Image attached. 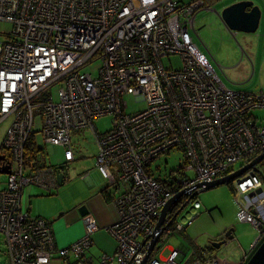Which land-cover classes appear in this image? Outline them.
Here are the masks:
<instances>
[{
  "label": "built area",
  "instance_id": "2783aa9c",
  "mask_svg": "<svg viewBox=\"0 0 264 264\" xmlns=\"http://www.w3.org/2000/svg\"><path fill=\"white\" fill-rule=\"evenodd\" d=\"M205 6L204 0H0V21L9 24L0 32V121L10 117L0 142L1 164H9L0 188L6 264H49L54 257L86 264L98 228L93 217L83 216L78 240L57 248L50 222L21 208V191L27 184L55 188L54 167L39 165L43 149L60 145L65 162L72 161L71 131L87 127L97 140L95 166L117 212L107 228L115 250L103 254L100 264H230L213 252L166 244L173 229L191 222L171 227L181 204L200 209L196 197L204 186L198 184L264 152V90L227 89L190 35ZM170 56L178 58V68ZM96 60L94 75L84 70ZM53 84H61L57 101L46 93ZM126 95L145 107L128 112ZM106 114L113 117L112 128L100 134L93 120ZM31 137L36 150L28 158ZM173 149L183 152L192 178L150 172L151 161ZM257 166L235 179L234 189L247 201L237 219L254 225L261 240L264 191ZM177 192L182 194L146 257L161 208Z\"/></svg>",
  "mask_w": 264,
  "mask_h": 264
},
{
  "label": "rangeland",
  "instance_id": "374dc122",
  "mask_svg": "<svg viewBox=\"0 0 264 264\" xmlns=\"http://www.w3.org/2000/svg\"><path fill=\"white\" fill-rule=\"evenodd\" d=\"M237 1H251L258 7L260 19L254 33L229 31L210 11L213 8L221 10ZM204 8L197 12L194 19L195 29L190 28L189 32L194 43L207 57L224 86L230 90H264V0H214ZM8 28V23L0 21V32ZM242 51L245 53L242 54ZM169 60L174 64V68L179 67L180 62L176 56H170ZM162 62L166 66L168 65L166 58H162ZM99 66L100 61H92L84 70L94 75ZM60 85L53 84L46 89V93L51 95L53 101L58 100ZM125 99L128 104V112H135L145 107V102L136 99L134 96L126 95ZM256 113L263 114L261 110H257ZM112 122L113 117L110 114L97 117L93 120L95 131L100 134L109 131L112 128ZM9 123L10 117L0 121V142ZM38 127L39 122L35 120L34 128ZM70 139L74 159L68 163H65L64 148L60 145H54L52 148L47 146L42 152L44 165H65L63 171L67 178L66 181L62 185L52 188L53 194L51 195H47L46 190L42 194L43 189L34 184H27L23 187L21 207L23 211L27 207L30 208L29 214L31 216L39 215L50 220L54 215L63 213L72 206L69 201L75 192L79 193L82 190V187L87 189L88 194L93 188L106 184V179L95 166L94 157L98 145L94 131L90 127L72 130ZM245 161L240 159L233 162L231 169L236 170ZM148 168L154 176L164 179L169 178L170 174L172 177L186 175L190 178L195 175L193 170L185 169L184 156L180 149H173L168 153L159 155L151 161ZM257 169L264 191V158L258 162ZM84 175H87L92 183L91 187L84 181ZM5 179L6 175L0 173V188H2ZM235 184L236 180L234 179L207 189H201L196 197L201 204L198 210H195L190 202L181 204L180 210L172 220L171 227L173 228L177 222L182 225H185L187 220H191V222L183 231L173 229L176 234L170 237L166 244L172 248L185 246L192 250L208 245L213 237L231 229L234 239L227 240L219 248L214 249L213 253L230 264L239 263L243 253L256 241L258 230L251 223L237 219L236 214L239 205H246L247 201L244 195H237L234 189ZM184 200L185 197H183ZM65 218V215H61L54 223L61 219L65 221ZM65 227L67 226L65 225ZM2 240L3 237L0 233V264H4L6 260Z\"/></svg>",
  "mask_w": 264,
  "mask_h": 264
},
{
  "label": "crops",
  "instance_id": "0c3cea01",
  "mask_svg": "<svg viewBox=\"0 0 264 264\" xmlns=\"http://www.w3.org/2000/svg\"><path fill=\"white\" fill-rule=\"evenodd\" d=\"M261 14H262V10H261ZM244 53L245 52L242 51V54ZM1 161H0V165H1ZM63 167H65V165H63ZM66 179L67 178L65 176V178L63 179L60 185H62L64 181H66ZM83 179L90 187L92 186V183L87 178V175H84ZM4 183L5 181L3 182L2 188L4 187ZM56 187H58V184ZM103 188H105V192L102 191ZM43 191L46 192L47 190L45 191L43 189L42 194H44ZM109 191L110 189L106 187V184L99 185L93 188L91 191L88 192V194H87V189L82 187V190H80L79 193L75 192V194L72 196L71 200L69 201L72 205V206L69 205L71 206L69 207V209H66V211L63 213L61 212L57 215H54V217L51 218L50 220L42 217L48 220L51 224V228L57 248H63L65 246L72 244L84 234V221H83L84 215H81L79 213L78 207L81 204H85L88 210L86 214L93 217V219L95 220L98 226L97 230L92 233L91 235L92 243L85 252L86 264H100V258L103 254L111 255L114 252L116 242L114 237L107 230V228L117 219V212L114 205L111 202ZM46 193L47 195L53 194L52 189L50 191L48 190ZM22 195H23V189L21 191V199H22ZM25 211L29 213L30 208L27 207ZM61 215H65L66 222L63 219H61L54 223V221ZM65 225L67 227H65ZM223 233L213 237L210 241L214 240L215 238H220L223 235ZM229 234L232 236L231 239H234L231 229ZM205 246L198 247L195 250L197 249L203 250ZM210 251L211 250L209 249L204 250V252H210ZM68 260L72 261L74 260V258L69 257ZM49 264H65V261H63V259L61 258L54 257Z\"/></svg>",
  "mask_w": 264,
  "mask_h": 264
},
{
  "label": "water",
  "instance_id": "95a60500",
  "mask_svg": "<svg viewBox=\"0 0 264 264\" xmlns=\"http://www.w3.org/2000/svg\"><path fill=\"white\" fill-rule=\"evenodd\" d=\"M218 21L223 25V27L229 31H240L245 33H254L258 27L259 19H260V11L256 5H254L251 1H237L232 4H229L223 7L221 10H217L216 8L210 9ZM264 158V152L257 154L253 159H251L248 163L243 166L237 168L236 170L225 174L224 176L218 177L210 182H205L203 184H198L199 186H204L203 189L210 188L212 186L225 183L234 179H237L243 173H245L249 168L253 167L255 164L260 162ZM4 160V154H0V161ZM55 178L58 185H60L65 178V173L63 171V165L55 166ZM9 172V164H1L0 165V173L7 174ZM260 192L261 189H258ZM182 192L175 193L170 200L166 202V204L161 208L160 215L158 217L155 233L153 238L151 239L150 245L147 250L146 257L149 255V252L155 245L158 240L159 234L161 232V225L164 222L165 216L167 212L170 210L171 206L179 199ZM180 208L176 210L172 215L171 219H173ZM78 211L81 215H85L88 210L85 204H81L78 207ZM230 230L226 231L223 236L218 238V240L210 241V245L217 249L220 245L230 240L232 236L229 234ZM145 257V258H146ZM243 264H264V237L259 241L257 247L251 253V255L247 258V260Z\"/></svg>",
  "mask_w": 264,
  "mask_h": 264
},
{
  "label": "trees",
  "instance_id": "16d2710c",
  "mask_svg": "<svg viewBox=\"0 0 264 264\" xmlns=\"http://www.w3.org/2000/svg\"><path fill=\"white\" fill-rule=\"evenodd\" d=\"M204 1H205V5L209 6V4H210L211 2H213L214 0H204ZM26 149L28 150V153L30 154V156H29L28 158H30L31 155H32V154L34 153V151L36 150V145H35L34 140L32 139V137L29 138V140H27V143H26ZM39 150H40V149H39ZM39 165L45 166L44 163H43V160L39 162ZM48 166H51V165H48ZM53 167H55V166H53ZM102 191L105 192V188H103ZM106 197H107V196H106ZM178 207H179V206H178ZM216 239H217V238H215L214 240H216ZM259 241H260L259 239L256 240V241L253 243V245H251L250 248H249L247 251H245V255H243V257L240 259V264H243V263L247 260V258L251 255V253H252V252L254 251V249L257 247ZM205 249H209V250H211L210 252H213V250H214L215 248H213V247L210 245V242H209V244L206 245L205 248H204L203 250H205ZM197 250H202V249H197ZM203 250H202V251H203ZM5 256H6V255H5ZM4 262H5L4 264H6V260H5Z\"/></svg>",
  "mask_w": 264,
  "mask_h": 264
},
{
  "label": "flooded vegetation",
  "instance_id": "af4514ba",
  "mask_svg": "<svg viewBox=\"0 0 264 264\" xmlns=\"http://www.w3.org/2000/svg\"><path fill=\"white\" fill-rule=\"evenodd\" d=\"M224 233H225V232H224ZM224 233H223V234H224ZM222 236H223V235H222ZM216 240H218V238H217Z\"/></svg>",
  "mask_w": 264,
  "mask_h": 264
},
{
  "label": "bare ground",
  "instance_id": "6f19581e",
  "mask_svg": "<svg viewBox=\"0 0 264 264\" xmlns=\"http://www.w3.org/2000/svg\"><path fill=\"white\" fill-rule=\"evenodd\" d=\"M237 264H240V261H239V263H237Z\"/></svg>",
  "mask_w": 264,
  "mask_h": 264
}]
</instances>
